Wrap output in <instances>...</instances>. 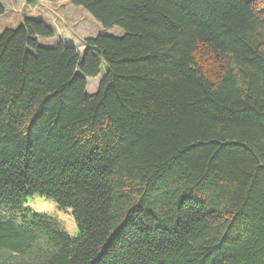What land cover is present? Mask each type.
Returning <instances> with one entry per match:
<instances>
[{"label": "trees", "instance_id": "1", "mask_svg": "<svg viewBox=\"0 0 264 264\" xmlns=\"http://www.w3.org/2000/svg\"><path fill=\"white\" fill-rule=\"evenodd\" d=\"M69 2L122 35L0 33V264H264V0Z\"/></svg>", "mask_w": 264, "mask_h": 264}, {"label": "rangeland", "instance_id": "2", "mask_svg": "<svg viewBox=\"0 0 264 264\" xmlns=\"http://www.w3.org/2000/svg\"><path fill=\"white\" fill-rule=\"evenodd\" d=\"M34 2L35 5L32 7L27 4V0H0L4 8V12L0 14V33L5 29L16 28L22 23L23 18L27 17L35 21H43L54 29L52 38L39 39L42 46L60 40L65 45H72L80 51L83 50L84 38L97 35L115 37L122 35V31L117 27L103 29L84 9L73 7L69 0H34ZM100 70L98 77L87 80L89 92L95 91L105 72L104 69ZM23 207L30 213L52 217L62 231L69 236L76 235V224L69 208H60L53 200L38 194L28 197ZM0 210L2 213L8 212V208L1 205ZM15 220H20L19 214L16 215Z\"/></svg>", "mask_w": 264, "mask_h": 264}]
</instances>
